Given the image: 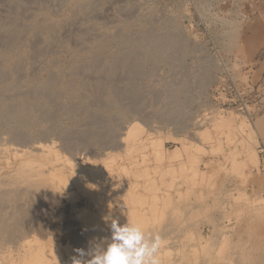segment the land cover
Returning a JSON list of instances; mask_svg holds the SVG:
<instances>
[{"label":"bare ground","instance_id":"bare-ground-1","mask_svg":"<svg viewBox=\"0 0 264 264\" xmlns=\"http://www.w3.org/2000/svg\"><path fill=\"white\" fill-rule=\"evenodd\" d=\"M2 1L3 7L1 6L2 9H0V264H4L5 261L3 260L8 258L7 256L10 254L7 253V249L2 251L3 240L8 242V244L10 242L14 244L15 241H19L18 239L20 237L25 236L29 232L31 233L33 229L34 231L43 229L42 231H44V233L49 229L51 231L54 230L59 238L68 240L73 239L77 242L76 245L78 244L80 248L86 250L93 240L98 241L100 238L110 235L109 225L111 219H118L121 224L125 223L127 220L135 221L143 226L147 235L152 237L157 236L158 234H155V230H153V222L146 218L148 214H146V210L149 207L147 206L148 208L146 207V210L142 208L145 206L147 194L150 193L156 202L158 200L157 196H154L156 193V182L154 179H148L147 176L148 173H152L153 176V171L157 172L160 168L164 171L163 167H168L167 169H171H169L170 172H175L177 167L171 163L168 164V166L166 163L164 165L161 164L163 163V159L167 157L164 151L159 153L154 151L153 154H155L156 166L154 168L149 166V160L148 158L146 159L147 156L144 154V150L150 144L148 143V138L145 141L140 140L141 132H133L131 129L128 130V132L124 134L125 137L122 138L123 135L121 134V130H123L124 127L119 125V121L122 117H126V115L129 114H143V111L149 106L152 108L153 117L163 119L165 122L167 121V123L181 122V118L184 115L183 104L191 100L190 92L194 85L193 81L188 78L187 80L181 81L179 85L176 86L164 81V83H162L164 88L162 84L161 87L160 84L158 86L159 89L162 88L164 90H160L161 92H159L155 88H151V85L148 86V84L145 83L148 78H153L155 75L152 69L146 67L152 56H156L158 62H162L167 58H170L172 61V58L179 55L177 53L181 54V52L187 50L185 49L187 47L185 46L184 48L182 46L183 44L180 42L181 40H179L172 30V32L169 31L171 27L167 30L163 25H160L162 23L157 24V22H149L150 20L147 21V19L144 22H140L139 29H137L138 33H134L131 30L133 26L132 23H134H131L132 18L131 21H128L126 18L128 22L124 23L125 21H123L124 24L122 26L120 25V29H118V25V28L116 27L118 31L116 32L110 31L106 26L107 23L106 25H96L92 32H86L85 34L79 33L74 42L75 49L72 50V47L71 49L67 47L65 41L61 42L62 38L60 39L59 37L61 33L59 36L57 34L58 30L62 28L63 20L62 22H53L54 20L49 21V19H47L48 4L52 2H72V7L76 14L86 13L89 15L93 14L91 12L94 10V6L99 0ZM50 12L52 11L50 10ZM240 16L237 15L239 19ZM144 19L145 18H143V20ZM261 20H264V18ZM232 21L233 20H231V23ZM231 23L229 22L228 24ZM234 23L231 25L236 24ZM234 29L235 28H233V30ZM230 31H232V29ZM229 33L234 34L233 31ZM67 44L70 45L69 43ZM88 44H91V46H87ZM110 44H114L115 48L112 46L114 49H109L110 51H107ZM61 54L71 55V57H69L70 61L66 65L62 64L59 58ZM46 55H49L48 60H44ZM174 69L176 70L177 68ZM159 77L158 79H160ZM155 79L156 78H154V80ZM161 104L164 105L163 108L160 107ZM137 116L141 117L140 115ZM130 117L131 116H129V118ZM132 118L136 119L135 117ZM63 120H67L69 125H65L66 123L63 124ZM224 120L225 118L221 116L220 123ZM129 123H131V121ZM162 123H164V121ZM36 138H38V140ZM131 139L132 141L130 142ZM53 141H58L60 146H55V142ZM107 150L111 152H126L130 150L132 152L131 158L135 160V162L133 161L128 164L125 162L126 167L133 164L136 170L140 171L137 175L141 172L142 174L148 172L145 176L146 178L140 181L138 180L139 178L133 180L131 179L132 176H130V173H128L129 171L120 174L115 172L116 169L110 171L106 170L104 165L99 166V162L106 158ZM57 153H69L70 155L69 157L63 156V158H59ZM138 158L142 159L140 164L136 162ZM107 171L110 174L108 175L110 176L109 179L106 176L103 177L102 174V172L105 174ZM67 173H70L69 177H71V183H74L77 189H81V180L84 179V177H86V179L90 178L92 182L95 180V186L92 187L93 191H91L92 189H90V187L89 189L91 192H88V189L86 192L82 193L85 195L87 203H93L95 206L97 205L96 207H98V209H95L92 214L89 213L88 217L85 219L82 218V213L76 214L73 212L72 206L70 208L67 204L69 199H71L72 202L73 200L76 202V200L79 199L77 197L79 195L73 192L69 195L63 193L62 181H66L64 176H66L65 174ZM117 177L123 179L118 182ZM153 186L154 188L151 191L150 188ZM100 190L103 191L102 196L99 194ZM161 195L162 194H160V196ZM165 196L162 198L166 206L165 210H170V213L173 211L171 214L177 213L179 208L182 207V200L180 199L179 201L178 197H176L178 200L172 199L170 193H167ZM153 199H150V201H153ZM102 201L104 203L103 205L101 203ZM149 203L148 201L147 204ZM164 203L162 205H164ZM134 204L138 205L137 210H134L132 207ZM56 205H62V209H56ZM125 205L131 206L132 208L130 209L132 210L129 209L128 212H124L123 207ZM263 205L261 207H263ZM85 206L86 208L88 207V205ZM155 207L154 210H151L153 213L150 214L157 215L161 212L162 208L159 210L157 206ZM191 208L192 207L187 208L186 212L189 211V213L197 214V210H195L196 207L194 208L195 212ZM198 208L200 207L198 206L197 209ZM257 209L261 208L258 207ZM148 211L150 210L148 209L147 212ZM167 211L166 213L164 212V214H167ZM198 211L200 213L199 209ZM257 211L258 210H256V212ZM238 213L240 214V212ZM198 215L199 214H197V216ZM84 216L87 215L84 214ZM192 216L190 219H192ZM148 217H150V215H148ZM259 217H262V215L260 216L259 214ZM164 219L163 217V221ZM256 220L258 221L260 219ZM190 224L192 225V223ZM170 226L172 225H169V227L166 226V229H164L165 234L162 233L158 235L161 239V244L163 241H167V235L171 233V230H169L171 228ZM172 228L176 229L177 232V227ZM50 235H46V239L49 240ZM224 236L225 235H223V237ZM30 237H32V235ZM225 237L223 239H226ZM228 240L225 241L228 242ZM53 241H55V239ZM72 243L70 245H72ZM85 243L88 245L86 246ZM66 244L64 246H66ZM225 244L226 243H224V245ZM53 247L49 248L52 249ZM190 247L191 245L189 244L184 248L188 250ZM234 247L235 246L231 248ZM237 247L238 245L234 249H237ZM195 248L193 247L192 249L195 250ZM182 250L184 249L182 248ZM69 251H71V249ZM166 252L168 251L162 248L160 249V255L158 254L159 260ZM179 252L181 253V250ZM177 253L178 251L176 254ZM65 254L66 252L64 255ZM4 255H7L6 258ZM27 256L19 259V261L13 259L10 263L41 264L37 260V256ZM172 260L173 259L170 258L165 262L167 264L169 262L170 264ZM58 264H60V262Z\"/></svg>","mask_w":264,"mask_h":264},{"label":"rangeland","instance_id":"rangeland-1","mask_svg":"<svg viewBox=\"0 0 264 264\" xmlns=\"http://www.w3.org/2000/svg\"><path fill=\"white\" fill-rule=\"evenodd\" d=\"M52 3L48 4L50 7L48 6L49 14L47 13V19L49 21L54 20L53 22H62L63 20L62 28L58 30L57 34L59 36L61 33L59 36L60 39H63V41L61 39V42L65 41L67 47L69 49L72 47V50L75 49L74 42L79 33L92 32L96 25H106L107 23V28L112 32H116L124 23L131 21V18V23L134 22L132 24L133 26L135 25L134 27L132 26L133 28L131 27L134 33H138L137 29H139L140 22L148 19L147 21L150 20L149 22L162 23L160 25H163L167 30L171 27L172 29L170 28L169 31L172 30L181 40L182 46L184 48L185 46L187 47L185 48L187 53L185 51L181 52L182 55L177 53L179 55L172 58L174 61L167 58L162 62H158L156 56H152L146 67L152 69L155 75L153 78H148L145 83L148 86L151 85V88H155L159 92L164 90L158 87L159 84L161 87L164 81L174 86L179 85L181 81L188 78L193 81L194 85L190 92L191 100L188 101L189 103L183 104L184 115L181 118V122L167 123L163 119L153 117L152 108L149 106L143 111L144 113L141 112L144 115L132 114V116L129 114L126 117H122L119 121V125L126 129H123L124 132L121 130L122 138L125 137L124 134L130 129L133 132H141L140 140L145 141L148 138V143L150 144L144 150V154L147 156L146 159L148 158L149 160V166L153 168L156 166L153 152L164 151L167 157L163 159L161 164L164 165L166 163L168 166L171 163L177 167L175 172H170L171 169H167L168 167H163L164 171L160 168L157 172L153 171V176L152 173L147 172V178L154 179L156 182V193L154 196H157L158 200L156 202L149 193L145 199V206L142 208L146 210L149 207L148 209L151 211L157 206L159 210L162 208L164 211L161 209V212L155 215L150 214L153 211L147 212V209L146 218L153 222L154 229H152L155 230V234L161 235L164 233L166 226L172 225L169 229L172 233H170L171 238L174 235L176 236V238L174 236L171 239L170 235H167V241H163L160 245L159 251L161 248L168 251L160 258V264H167L165 261L170 258L173 259L170 264H229V262L230 264H264V157L263 154L259 153L260 150L258 148L259 144H264V20H261L264 18V0H99L91 12L93 14L89 15L86 13L76 14L72 7V2ZM1 6L3 7L2 0L0 9H2ZM52 8L55 9L53 10ZM115 13H118L117 16ZM237 15H241L240 19ZM242 16L245 17L243 18ZM126 18L128 21H126ZM143 18L145 19L143 20ZM231 20H233L232 23ZM234 20L237 21L235 22ZM123 21L125 22L123 23ZM229 22L231 24L235 22L237 25L235 23V25L228 24ZM118 25L119 28L117 27ZM233 28L235 29L233 30ZM231 29L234 34L236 33L235 35L229 33L232 32L230 31ZM87 46L90 47L91 44ZM112 46L115 48L114 44H110L107 51L114 49ZM46 56L44 60L49 59V55ZM69 57H71L70 54H61L59 58L62 64L66 65L70 61ZM174 68L177 69L175 70ZM154 78L156 79L154 80ZM157 81L160 82L158 83ZM163 106L161 104L160 107L163 108ZM243 107L245 108L243 109ZM129 116L131 117L129 118ZM221 116L225 120L220 123ZM130 121L131 123H129ZM163 121L164 123H162ZM68 123L67 120H63V124L69 125ZM36 139L38 140V138ZM53 142H55V146H60L58 141ZM57 154L59 158H63V156L69 157L70 155L69 153ZM106 154V158L99 162V166L104 165L106 170L110 171L116 169L115 172L120 174L129 171L128 173H130L133 180L139 178L138 180L140 181L146 178V172L144 174L141 172L140 176L137 175L140 171L136 170L133 164L134 167L132 165L126 167V164L135 162L131 158L132 152L130 150L126 152H111L107 150ZM136 162L140 164L142 159L138 158ZM103 172V177L106 176L109 179V172L107 171L105 174ZM65 175L64 179L66 181H62L63 193L69 195L73 192L79 195H76L79 198L76 202L74 200L72 202L69 199L67 204L70 208L72 206L73 212L76 214L82 213V218L85 219L89 213L92 214L95 209H98L97 205L88 204L85 195L82 193L86 192L90 187L91 191H93L92 187L95 186V180L92 182L90 178L86 179L84 177L85 180H81V189H77L74 183H71L70 173ZM119 176L123 177L122 175ZM122 179L118 178L117 181L119 182ZM153 188L154 186L150 190L152 191ZM90 189L88 192H91ZM100 192L99 194L102 196L103 191L100 190ZM159 193L162 194V197ZM167 193H170L174 200H178V198L179 201L180 199L182 200V207L178 210L179 213H173V215L171 214L173 211L170 213V210H165L166 206L162 198ZM147 198L150 202L149 204H147ZM150 199H153V201H150ZM101 203L102 205L104 204L103 201ZM163 203L164 205H162ZM85 205H88V207L86 208ZM134 205L132 207L137 210L138 205ZM262 205L263 207H261ZM61 206L56 205V209H62ZM198 206L200 207L198 208L200 213L197 209ZM257 206L261 209H257ZM132 207L125 205L123 210L128 212ZM189 207H192L193 211L196 207V213L199 215L189 213V211L186 212ZM256 210L258 211L256 212ZM166 211L167 214H164ZM84 214L87 216H84ZM259 214L260 216L262 215L263 219L259 217ZM190 215L194 217L192 216V219H190ZM174 216L177 218L175 219ZM163 217L165 218L164 221ZM256 219L260 220L257 221ZM172 227H177V232ZM42 230L34 231L33 229L31 233L29 232L25 235L28 239L22 236L18 240H25L15 241L14 244L11 242V244H8V242L3 240L2 251L7 249V253H10L9 256H7L8 254L6 255L8 258L4 255L6 258L3 260L5 261L4 264H9L13 259L19 261V259L27 255V257L37 256L36 258L41 264H58L59 262L60 264H71L72 257L78 255L75 250L80 248L78 244L77 247V242L73 239L59 238L54 230L52 232L49 229L50 231L46 230L45 233ZM45 234H51L49 240L46 239L47 236ZM31 235L32 237H30ZM223 235L226 236H224L226 239H223ZM54 239L55 241H53ZM225 240H228V242ZM71 243L72 245H70ZM224 243L226 244L224 245ZM65 244L66 246H64ZM85 244L86 246L88 245L87 243ZM189 244L191 247L188 250L184 248ZM237 245V249H234ZM233 246L235 247L231 248ZM193 247H196L195 250L192 249ZM182 248L186 251L182 250ZM63 249L66 252V256ZM180 250L181 253L179 252ZM177 251L178 255L176 254Z\"/></svg>","mask_w":264,"mask_h":264},{"label":"clouds","instance_id":"clouds-1","mask_svg":"<svg viewBox=\"0 0 264 264\" xmlns=\"http://www.w3.org/2000/svg\"><path fill=\"white\" fill-rule=\"evenodd\" d=\"M110 235L93 240L87 250L77 248L71 264H160L161 239L145 233L143 226L111 219Z\"/></svg>","mask_w":264,"mask_h":264},{"label":"built area","instance_id":"built-area-1","mask_svg":"<svg viewBox=\"0 0 264 264\" xmlns=\"http://www.w3.org/2000/svg\"><path fill=\"white\" fill-rule=\"evenodd\" d=\"M245 107H243V109H244ZM243 109H241V110H243ZM258 148H259V153H261V154H263V157H264V144H259V146H258Z\"/></svg>","mask_w":264,"mask_h":264}]
</instances>
